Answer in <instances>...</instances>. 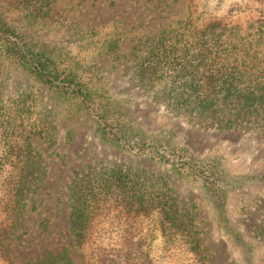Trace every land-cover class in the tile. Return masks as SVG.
Masks as SVG:
<instances>
[{
    "label": "rangeland",
    "instance_id": "rangeland-1",
    "mask_svg": "<svg viewBox=\"0 0 264 264\" xmlns=\"http://www.w3.org/2000/svg\"><path fill=\"white\" fill-rule=\"evenodd\" d=\"M262 3L0 0V17L90 82L103 95L108 111L103 120L80 99L62 95L24 67L0 59V109L17 110L23 116L22 122L16 120L21 132L37 133L31 139L33 192L27 191L22 213L17 214L20 223L9 234L4 231L10 218L1 183L6 172L0 165V264H41L47 253L64 250L74 264H264V132L248 126L231 130L230 124L211 117L173 111L141 78L142 58L151 43L160 38L170 41L176 32L192 40L222 20L236 24L259 18ZM246 6L252 10L243 12ZM113 135L122 140L115 142ZM137 142H144V154L131 148ZM153 146L179 164L194 160L223 172L227 189L223 214L202 178L151 159ZM3 149L0 135V156ZM118 171L169 197L178 221L190 226L199 240L197 254L186 247L167 249L159 232L148 261L132 243H120L113 257L82 245L73 197L82 185ZM235 233L253 248L237 243Z\"/></svg>",
    "mask_w": 264,
    "mask_h": 264
},
{
    "label": "trees",
    "instance_id": "trees-1",
    "mask_svg": "<svg viewBox=\"0 0 264 264\" xmlns=\"http://www.w3.org/2000/svg\"><path fill=\"white\" fill-rule=\"evenodd\" d=\"M246 10L252 7L246 6L243 12ZM258 14L259 18L243 23L224 20L211 23L192 40L191 36L184 40V34L177 32L169 37L170 41L160 38L145 50L141 78L173 111L211 117L222 124H230L231 130L248 126L264 132V10ZM0 59L24 67L40 83L54 87L62 95L80 99L85 108L105 119L108 111L103 95L91 87L90 82L83 81L72 68L63 67L27 41L1 17ZM21 117L17 110L3 113L0 109V135L4 147L0 165L6 172L1 183L7 196L5 213L10 218L9 227L4 230L6 234L13 233L20 223L17 214L22 213V200L27 197L28 190L33 192L29 185L33 162L31 139L37 137V133L21 132L22 127L16 125L18 118L23 121ZM124 136L125 139L131 137ZM114 137L115 142L122 140L120 136ZM135 147L138 153L144 154V142L131 146ZM155 149L154 146L150 149L151 159L165 160L175 169L187 170L190 176L202 178L205 190L223 214L227 196L223 172L211 164L198 165L194 160L179 164ZM162 192L122 171L82 185L73 197L74 223L82 245L94 253L102 250L113 257L119 252L120 243H132L148 261L159 232L167 249L186 247L190 253L197 254L199 240L190 226L178 221L174 204L168 196L160 194ZM261 232L264 242V227ZM235 234L237 243L253 248L254 245L244 242L239 233ZM109 260L114 261V258ZM41 264L74 263L64 250L47 253Z\"/></svg>",
    "mask_w": 264,
    "mask_h": 264
}]
</instances>
